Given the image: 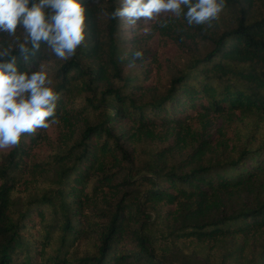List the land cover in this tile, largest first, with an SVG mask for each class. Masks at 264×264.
I'll use <instances>...</instances> for the list:
<instances>
[{
    "label": "trees",
    "instance_id": "trees-1",
    "mask_svg": "<svg viewBox=\"0 0 264 264\" xmlns=\"http://www.w3.org/2000/svg\"><path fill=\"white\" fill-rule=\"evenodd\" d=\"M83 2L74 56L18 61L59 98L0 148V264H264V0L201 25Z\"/></svg>",
    "mask_w": 264,
    "mask_h": 264
},
{
    "label": "clouds",
    "instance_id": "clouds-1",
    "mask_svg": "<svg viewBox=\"0 0 264 264\" xmlns=\"http://www.w3.org/2000/svg\"><path fill=\"white\" fill-rule=\"evenodd\" d=\"M121 4L108 15L135 24L140 18L170 12L183 16L188 25H201L218 17L225 0H121ZM86 28L83 0H0V34L12 38L0 43V148L16 145L22 134L56 121L59 92L44 61L36 70H20L18 61L28 62L45 43L56 58L66 60L85 41ZM132 56L140 58L142 52L135 50Z\"/></svg>",
    "mask_w": 264,
    "mask_h": 264
},
{
    "label": "rangeland",
    "instance_id": "rangeland-1",
    "mask_svg": "<svg viewBox=\"0 0 264 264\" xmlns=\"http://www.w3.org/2000/svg\"><path fill=\"white\" fill-rule=\"evenodd\" d=\"M12 148V146H8V147H5V148H3L5 151H8V150H10Z\"/></svg>",
    "mask_w": 264,
    "mask_h": 264
}]
</instances>
